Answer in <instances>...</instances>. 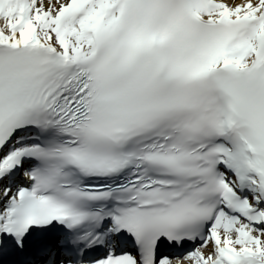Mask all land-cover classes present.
<instances>
[{"label": "snow or ice", "instance_id": "obj_1", "mask_svg": "<svg viewBox=\"0 0 264 264\" xmlns=\"http://www.w3.org/2000/svg\"><path fill=\"white\" fill-rule=\"evenodd\" d=\"M0 264H264V0H0Z\"/></svg>", "mask_w": 264, "mask_h": 264}]
</instances>
